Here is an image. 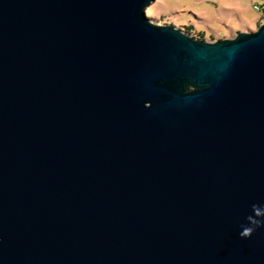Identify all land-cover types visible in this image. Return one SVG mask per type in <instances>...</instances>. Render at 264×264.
<instances>
[{"label":"water","instance_id":"95a60500","mask_svg":"<svg viewBox=\"0 0 264 264\" xmlns=\"http://www.w3.org/2000/svg\"><path fill=\"white\" fill-rule=\"evenodd\" d=\"M153 1L0 0V264H264V23Z\"/></svg>","mask_w":264,"mask_h":264},{"label":"rangeland","instance_id":"374dc122","mask_svg":"<svg viewBox=\"0 0 264 264\" xmlns=\"http://www.w3.org/2000/svg\"><path fill=\"white\" fill-rule=\"evenodd\" d=\"M255 2L263 0H155L146 13L157 24H173L192 36L215 41L233 38L239 31H256L264 16L254 9Z\"/></svg>","mask_w":264,"mask_h":264},{"label":"built area","instance_id":"2783aa9c","mask_svg":"<svg viewBox=\"0 0 264 264\" xmlns=\"http://www.w3.org/2000/svg\"><path fill=\"white\" fill-rule=\"evenodd\" d=\"M254 9L256 10V11H258L260 14H261V16L263 15L264 16V9H261V7L260 6H258L257 4H254Z\"/></svg>","mask_w":264,"mask_h":264},{"label":"trees","instance_id":"16d2710c","mask_svg":"<svg viewBox=\"0 0 264 264\" xmlns=\"http://www.w3.org/2000/svg\"><path fill=\"white\" fill-rule=\"evenodd\" d=\"M254 4H257L258 6L261 7V9H264V0L262 3H258V2H255ZM189 29L193 28L192 26H187ZM203 33H201L202 35ZM195 37V36H194ZM200 39H203L202 37H200Z\"/></svg>","mask_w":264,"mask_h":264}]
</instances>
